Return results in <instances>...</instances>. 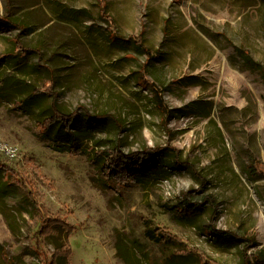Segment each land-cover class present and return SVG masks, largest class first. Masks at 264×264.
<instances>
[{"label": "rangeland", "instance_id": "obj_1", "mask_svg": "<svg viewBox=\"0 0 264 264\" xmlns=\"http://www.w3.org/2000/svg\"><path fill=\"white\" fill-rule=\"evenodd\" d=\"M0 17V76L18 75L28 92L0 93V140L20 152L0 154V165L23 172L53 219L74 227L72 255L58 264H125L129 254L135 264L174 254L183 264H256L264 0H0ZM33 90L50 95L25 105ZM159 98L179 111L167 124ZM52 105L80 116L71 134L39 123ZM158 147L129 174L105 153ZM8 177L0 170V264H43L34 205ZM145 226L176 243L151 242ZM56 247L57 236L43 243L50 262Z\"/></svg>", "mask_w": 264, "mask_h": 264}, {"label": "trees", "instance_id": "obj_2", "mask_svg": "<svg viewBox=\"0 0 264 264\" xmlns=\"http://www.w3.org/2000/svg\"><path fill=\"white\" fill-rule=\"evenodd\" d=\"M102 6L104 7V4L102 3ZM0 22L2 23L3 19L0 17ZM121 40V38H118L115 36L113 40ZM139 45V48L146 52V49L144 48L142 44L141 38L136 41ZM3 57H0V67H1V60ZM23 82L21 78L16 74H6L0 76V93L4 91H12V92H22V94H27L26 88L23 87ZM51 89V88H49ZM159 92V91H158ZM50 90L47 91H35L33 90L29 97L23 100V103L25 105L29 104H39L40 101L46 96L50 95ZM161 95V92L158 94ZM160 101V108H162L163 114H164V124H167V121L174 118L175 113L179 112L178 110H170L168 109L162 102V98H159ZM87 117H83L84 119L89 122L88 119H96V117H90L88 114ZM79 115L77 112H72L69 114H65L59 109L56 108L55 105L51 106V112H49L47 115H42L40 117L39 123L45 124L46 131L51 130L53 127H58L59 132H64L65 134H71L70 130H72L75 126L76 121L79 119ZM88 118V119H87ZM61 126V127H60ZM73 135V134H72ZM71 135V136H72ZM73 140L75 141L76 135H73ZM108 152V156H113L112 166L115 167V170L118 169H124L127 174L130 173V167H132L133 164H135L138 160H136V156H144L142 160L145 158L152 157V156H159L162 152H164L161 148H154V149H147L143 153H132L129 155H125L122 151H120L118 148H114L112 150L106 151ZM112 152V153H111ZM140 161V160H139ZM178 168H188L187 163L185 162H177L176 163ZM190 168V167H189ZM0 170L4 173V176L6 178L8 177V174L10 176H15V183L18 188L22 189L24 193L26 194V197L31 200L32 204L35 208V213L32 214L31 220L35 224L36 228V234L34 236L35 240V256L38 257L39 261L43 264H58L59 259H69V257L72 255L71 248L69 246V237L74 232V227L71 225H68L64 223L62 220L59 219H53V216L49 213V211L41 205V197L39 194H37L34 190V182H31L27 179V177L24 175L23 172L15 170L14 168L10 167L9 165L1 166ZM129 171V172H127ZM38 197V198H37ZM188 205H190L188 203ZM191 206V205H190ZM170 210L174 212L177 216H179V209L177 207H170ZM162 232V231H161ZM62 233L66 234L65 238H62ZM218 235H225V233H219L216 232ZM144 235L146 238L151 240V242L155 244H174L176 241L172 238L171 235L165 234V233H157L156 230L146 227L144 228ZM57 236V247L55 249V252L53 254V260L50 262L48 261V258L46 259V252L43 249V243L44 241L49 237ZM251 247H255V243H251ZM181 251V250H179ZM138 252V251H135ZM4 254V253H3ZM139 254V253H138ZM4 257L7 258L4 254ZM136 257V256H135ZM187 257L184 255L177 256L176 254L171 255L167 258H165L164 262L161 264H183L184 260ZM248 259V257H247ZM254 262L256 264H264V250H261L258 254L253 255ZM123 260L125 264H135L134 259L131 257V255H124ZM137 261V260H136ZM251 264V263H249Z\"/></svg>", "mask_w": 264, "mask_h": 264}, {"label": "built area", "instance_id": "obj_3", "mask_svg": "<svg viewBox=\"0 0 264 264\" xmlns=\"http://www.w3.org/2000/svg\"><path fill=\"white\" fill-rule=\"evenodd\" d=\"M0 154L9 161H16L20 157L19 149L0 140Z\"/></svg>", "mask_w": 264, "mask_h": 264}]
</instances>
